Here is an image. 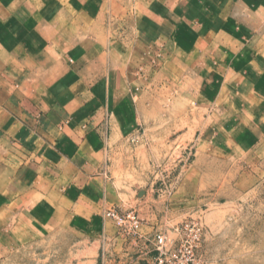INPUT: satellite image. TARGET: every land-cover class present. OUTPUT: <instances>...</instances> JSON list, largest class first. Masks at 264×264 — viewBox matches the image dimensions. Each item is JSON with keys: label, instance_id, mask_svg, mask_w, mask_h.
<instances>
[{"label": "crops", "instance_id": "obj_1", "mask_svg": "<svg viewBox=\"0 0 264 264\" xmlns=\"http://www.w3.org/2000/svg\"><path fill=\"white\" fill-rule=\"evenodd\" d=\"M262 49L264 0H0L4 209L32 232L108 236L103 214L126 196L106 156L112 136L137 127L148 77L186 65L234 81L225 115L243 117L252 76L237 66ZM217 129L218 119L195 143L219 142Z\"/></svg>", "mask_w": 264, "mask_h": 264}, {"label": "rangeland", "instance_id": "obj_2", "mask_svg": "<svg viewBox=\"0 0 264 264\" xmlns=\"http://www.w3.org/2000/svg\"><path fill=\"white\" fill-rule=\"evenodd\" d=\"M253 52L251 67L237 66L252 76L248 98L241 100L248 109L243 117L225 115L234 81L173 65L148 77L137 127L112 136L106 156L111 182L126 196L123 211L111 209L137 215L140 234L166 233L171 249L177 247L172 229L197 221L198 264H264V49ZM217 119L219 142L197 145L195 135ZM9 181L0 178V264H155L152 238L121 234L110 221L108 236L89 243L74 238L68 226L33 232L22 227L4 209Z\"/></svg>", "mask_w": 264, "mask_h": 264}, {"label": "built area", "instance_id": "obj_3", "mask_svg": "<svg viewBox=\"0 0 264 264\" xmlns=\"http://www.w3.org/2000/svg\"><path fill=\"white\" fill-rule=\"evenodd\" d=\"M121 234L138 236L141 221L133 212L120 213L110 209L105 214ZM177 239V247L170 246L169 236L157 232L151 239L155 252V264H198L194 256L202 237V228L195 220L185 221L172 229Z\"/></svg>", "mask_w": 264, "mask_h": 264}]
</instances>
